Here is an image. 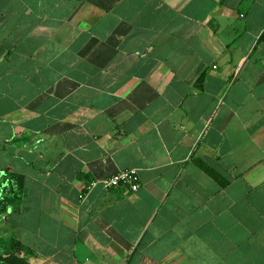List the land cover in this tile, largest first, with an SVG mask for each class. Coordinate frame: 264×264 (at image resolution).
<instances>
[{"label": "crops", "instance_id": "1", "mask_svg": "<svg viewBox=\"0 0 264 264\" xmlns=\"http://www.w3.org/2000/svg\"><path fill=\"white\" fill-rule=\"evenodd\" d=\"M263 34L264 0H0L2 253L264 264Z\"/></svg>", "mask_w": 264, "mask_h": 264}, {"label": "trees", "instance_id": "2", "mask_svg": "<svg viewBox=\"0 0 264 264\" xmlns=\"http://www.w3.org/2000/svg\"><path fill=\"white\" fill-rule=\"evenodd\" d=\"M23 183L24 177L10 174L2 186L0 193L6 196H17L23 187ZM10 248L9 251L0 254V264H31L30 258L32 257V252L20 241L13 240Z\"/></svg>", "mask_w": 264, "mask_h": 264}, {"label": "built area", "instance_id": "3", "mask_svg": "<svg viewBox=\"0 0 264 264\" xmlns=\"http://www.w3.org/2000/svg\"><path fill=\"white\" fill-rule=\"evenodd\" d=\"M97 183L102 184L106 189L126 186L132 190H137L139 188V175L135 169H128L105 177L101 180H96L91 185H95Z\"/></svg>", "mask_w": 264, "mask_h": 264}, {"label": "rangeland", "instance_id": "4", "mask_svg": "<svg viewBox=\"0 0 264 264\" xmlns=\"http://www.w3.org/2000/svg\"><path fill=\"white\" fill-rule=\"evenodd\" d=\"M1 186V185H0ZM2 212H3V207L1 206L0 203V217L2 216ZM6 228V225H3ZM1 222H0V253H2V248L4 246V242H6L5 240H9V237L6 235V233H8L7 231L3 232L1 229ZM7 236V237H6ZM7 244V242H6Z\"/></svg>", "mask_w": 264, "mask_h": 264}]
</instances>
